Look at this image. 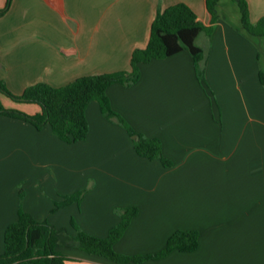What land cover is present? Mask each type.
<instances>
[{
  "label": "crops",
  "instance_id": "crops-1",
  "mask_svg": "<svg viewBox=\"0 0 264 264\" xmlns=\"http://www.w3.org/2000/svg\"><path fill=\"white\" fill-rule=\"evenodd\" d=\"M6 1L0 0V10ZM246 2L256 23L264 0ZM177 3L208 28L197 36L206 39L198 46L206 51L208 89L182 50L141 63L135 83H112L105 91L112 110L135 132L161 141L171 165L139 156L127 130L105 118L97 101L85 109L86 138L72 143L48 124L36 129L0 115V254L19 207L70 236L74 221L96 237L120 221L117 209L137 207L113 245L117 253L158 252L177 229L197 230V248L117 263L60 245L64 264H264V49L259 59L240 16L212 20L205 0H11L0 14V80L18 96L39 82L60 87L92 73L129 70L157 11ZM261 41L264 46V34ZM0 101L28 115L40 111L36 103L3 95ZM86 184L80 202L54 209L55 201Z\"/></svg>",
  "mask_w": 264,
  "mask_h": 264
},
{
  "label": "trees",
  "instance_id": "trees-1",
  "mask_svg": "<svg viewBox=\"0 0 264 264\" xmlns=\"http://www.w3.org/2000/svg\"><path fill=\"white\" fill-rule=\"evenodd\" d=\"M11 0H7L2 14ZM57 3L58 0H47ZM221 0H205L206 8L212 20L217 18L215 8ZM236 4L240 23L251 35L264 33V16L256 23L249 20L246 0H230ZM208 31L196 14L187 5L177 3L163 10H158L150 27L149 39L145 47L133 50L130 57V69L113 73H92L81 76L63 86L52 87L46 83L28 86L21 95L12 94L0 80V95L15 102L36 103L40 111L28 115L12 108H6L0 101V115L22 119L36 129L48 124L52 133L64 142L82 141L88 132L85 109L91 101H97L101 113L109 121L124 127L133 138L135 152L147 159H159L168 167L171 161L163 156L158 138H149L135 132L130 125L112 110L106 88L112 83L129 86L140 75L139 65L152 59L169 57L186 50L192 57L194 73L199 84L208 89L205 80L204 65L206 51L195 44L197 36ZM261 82L264 83L260 74ZM84 191H77L62 196L54 202V209L73 202H80ZM23 193L19 192L20 199ZM120 221L108 230L105 237H96L83 232L74 221L75 236H70L64 228H56L48 222H37L33 216L19 207L17 219L10 223L4 232V251L0 254V264H64L65 257L56 248L60 245L79 248L87 253L104 256L117 263L141 262L146 259H159L173 250L191 252L197 248L199 232L197 230H175L166 240L164 247L155 253L125 255L117 253L113 245L123 235L130 220L137 214V207L117 209Z\"/></svg>",
  "mask_w": 264,
  "mask_h": 264
},
{
  "label": "rangeland",
  "instance_id": "rangeland-1",
  "mask_svg": "<svg viewBox=\"0 0 264 264\" xmlns=\"http://www.w3.org/2000/svg\"><path fill=\"white\" fill-rule=\"evenodd\" d=\"M218 6V5H217ZM216 10V14H220V16L224 19H227V20H233L234 18L235 19H238L239 18V11H238V8L236 6L235 3H233L232 1L230 0H225L222 2V4L219 5V7L215 8ZM219 12V13H218ZM218 16V15H217ZM259 20V19H258ZM242 27V25H241ZM243 28V27H242ZM244 30V29H243ZM245 31V30H244ZM248 34V33H247ZM264 34V33H263ZM263 34L260 35V36H257V35H251V34H248L249 36H251L252 38L256 39L255 40V43L257 44V48H258V51H259V59H261V56H262V52L261 50L264 49V46H263V42L261 41L262 40V37H263ZM206 39L203 38V34H201L197 40H196V44L197 45H200V46H203L206 45ZM261 65L264 66V60L262 59L261 60ZM261 80V78H260ZM263 80H264V77H263ZM131 139H132V144H133V138L134 136H130ZM161 142V141H160ZM162 147V146H161ZM165 157V156H164ZM166 158V157H165ZM83 177H87V174H84ZM88 189H90V185L86 184L84 187H81L79 188L77 191H84V194L88 191ZM76 191V192H77ZM83 194V195H84Z\"/></svg>",
  "mask_w": 264,
  "mask_h": 264
}]
</instances>
